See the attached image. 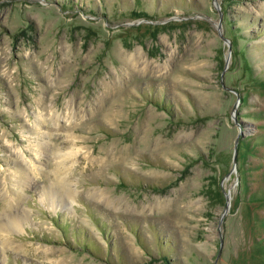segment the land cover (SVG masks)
Masks as SVG:
<instances>
[{"label": "rangeland", "instance_id": "374dc122", "mask_svg": "<svg viewBox=\"0 0 264 264\" xmlns=\"http://www.w3.org/2000/svg\"><path fill=\"white\" fill-rule=\"evenodd\" d=\"M216 1L0 0V264H264V0Z\"/></svg>", "mask_w": 264, "mask_h": 264}, {"label": "water", "instance_id": "95a60500", "mask_svg": "<svg viewBox=\"0 0 264 264\" xmlns=\"http://www.w3.org/2000/svg\"><path fill=\"white\" fill-rule=\"evenodd\" d=\"M214 4H215V7H216L217 9H219L218 6H217V1H216V0H214ZM221 15H222V14H221V11H220V12H219V17H220V18H219V21H218V24H217L218 32H219V28H220V26H221ZM223 40H224V39H223ZM224 41H226V43H229V41L226 40V39H225ZM230 51H231V49H230V46H229V44H228L227 54H226V58H225V67L227 66V63H228V61H229ZM237 104H238V100L236 101L233 110H235ZM239 134H241V129H239ZM237 143H238V136L236 137V140H235V143H234V157H233V163H234V165H235V163H236ZM225 200H226V208H227V206H228V204H229V195H228V194H225ZM221 246H222V240L220 239V249H221ZM219 253H220V250H219ZM219 253H218V255H219Z\"/></svg>", "mask_w": 264, "mask_h": 264}, {"label": "bare ground", "instance_id": "6f19581e", "mask_svg": "<svg viewBox=\"0 0 264 264\" xmlns=\"http://www.w3.org/2000/svg\"><path fill=\"white\" fill-rule=\"evenodd\" d=\"M46 194H47V198H49V200H50L51 206H53V207H54V203H56V200H58V198L62 197L59 190H56V189H52V191L47 190ZM3 225L6 228H12V229L19 228V222L15 218H13L12 220L10 219V221L5 222V224L3 223Z\"/></svg>", "mask_w": 264, "mask_h": 264}]
</instances>
